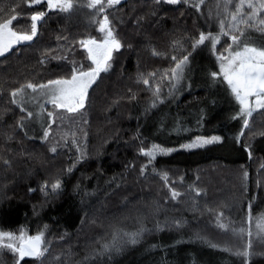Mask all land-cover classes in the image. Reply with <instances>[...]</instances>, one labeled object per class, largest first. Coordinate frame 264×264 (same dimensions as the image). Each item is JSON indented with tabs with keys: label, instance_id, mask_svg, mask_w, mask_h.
<instances>
[{
	"label": "trees",
	"instance_id": "obj_1",
	"mask_svg": "<svg viewBox=\"0 0 264 264\" xmlns=\"http://www.w3.org/2000/svg\"><path fill=\"white\" fill-rule=\"evenodd\" d=\"M87 2L74 0L77 7L71 15L49 13L32 42L0 57V90L4 93L0 95V161L6 158L12 162L11 168L0 162V231L16 232L23 227L34 235L48 225L50 251L62 254L64 264H243L244 258L235 252L244 249L250 229L255 253L251 264H264V240L253 225L264 215V136L256 135L247 142L241 137L252 145L251 158L235 141L229 153L208 152L215 146L183 151L171 147L176 150L158 156L151 164L139 152L141 147L158 144L144 128L143 114L153 95L148 86L138 82L140 76L157 72L150 83L152 88L159 83L165 96L170 85L161 75L173 66L170 56L181 55L180 49L172 52L171 42L198 37L200 31L208 30L190 4L157 6L153 0H126L106 9L120 38L133 48L114 53L113 67L101 73L89 90L82 115L63 113L65 126L71 124L87 132L88 158L71 174L66 169L76 159L74 146L71 150L61 146L52 154L49 147L54 139L45 142L16 128L26 113L11 103L13 89L27 82L45 83L69 76L72 60L90 63L78 42L88 36L100 37L96 21L102 16L87 8ZM236 3L238 0H233L230 11H235ZM17 4L22 13L17 22L28 29L30 10L23 0H0V16L10 15ZM226 42L230 43L227 37H221L217 48L222 51ZM153 47L167 56L152 55ZM183 47L190 51V42ZM46 55L49 59L42 65L40 60ZM60 55L68 59L60 60ZM210 70L218 71L217 65ZM208 94L204 85L192 87L177 97V106L203 102ZM45 106L48 111H62L54 110L51 104ZM59 125L57 117L52 125L54 138L62 131ZM241 127L234 129L233 140ZM8 136L13 138L8 140ZM80 138L83 145L82 132ZM145 165L142 175L140 169ZM57 179L62 181L63 190L46 197L40 185ZM29 187L37 190L29 192ZM170 187L180 193L175 200ZM220 212L225 229L217 223ZM141 229L144 231L136 244H125L119 253L102 254V245L110 243L115 233ZM0 264H14L6 249H0ZM45 264L49 262L45 260Z\"/></svg>",
	"mask_w": 264,
	"mask_h": 264
},
{
	"label": "snow or ice",
	"instance_id": "obj_2",
	"mask_svg": "<svg viewBox=\"0 0 264 264\" xmlns=\"http://www.w3.org/2000/svg\"><path fill=\"white\" fill-rule=\"evenodd\" d=\"M157 6L178 5L181 3L190 4L197 12H200L201 5L205 0H153ZM23 3L30 10L29 20L30 28L17 29L14 26V21L21 18L20 12L21 5L17 4L11 8V14L5 17H0V57L5 56L11 52L16 46L32 42L39 34L40 27L47 22L49 13L55 12L66 13L71 15L77 4L74 0H23ZM121 4V0H88L87 8L94 9L97 15L102 16L98 19L97 31L101 34L99 38L88 36L85 39L79 40V45L86 52V61L90 63L72 60L70 61L72 67L69 76H60L55 79H48L45 83L27 82L21 84L19 87L13 89L10 93L11 103L16 105L21 115L16 123V128L28 135L29 123L46 113L47 123L42 125L43 133L41 139L49 142L54 139L50 144L49 151L52 154L58 153V148L75 147L76 159L66 169V172L71 174L78 164L83 163L88 158L87 152V132L80 128H73L71 124L65 126L63 124V113L82 115L83 109L89 102V90L96 84L101 73H108L113 67L115 62L114 53H119L121 49H132L133 45L122 40L118 31L113 27V22L109 19L106 9L113 8ZM232 0H223L224 15L228 18L227 23L224 19L219 21V31H200L198 37H186L171 42L172 52L180 49L181 55H171L170 59L173 66L166 70L161 79L167 78L169 87V94L179 91V86L186 78V72L190 71L193 53H195L201 46H208L215 56L216 63L218 64V71L213 70L209 72V76L213 83H222L226 85V91L234 98L239 106V110L233 119H241V131L234 137L235 144L241 145L249 158L252 157L251 143H245L241 137L245 135L244 129L252 130L250 119L253 114L259 110H264V0H238L235 5V11L229 10V5ZM39 6V8H37ZM220 5H217L219 9ZM46 9V10H41ZM247 9V11H246ZM0 11H3L0 9ZM152 15H156L153 11ZM209 17L211 12H209ZM142 19V18H141ZM140 20H137V24ZM255 31L260 33L258 39H254L251 32ZM221 37H227L230 43L223 46V50H219L217 45L221 43ZM61 39V37H58ZM63 39H67L66 37ZM190 42L189 51L183 47L184 43ZM207 42V45H206ZM70 51V50H69ZM152 55L154 56H167L166 53L158 51L155 47L152 48ZM60 60H67V55H60ZM49 59L47 55L40 60V63L45 64ZM51 59H57L52 56ZM157 72L148 73L145 77L141 75L138 82H142L152 90L153 99L150 107L155 108L157 101L164 103L161 99L162 89L160 84L157 83L154 88L150 81L155 80ZM27 90H31L29 93ZM131 92V89H129ZM39 94L44 98V104H39L40 112L35 113L29 111L25 106L27 98L31 95L32 100H37L35 94ZM135 99V97H131ZM51 104L54 110L62 111H48L46 106ZM264 114V113H261ZM57 117H60L59 127L62 129L58 138H54L52 125L57 123ZM71 120L72 117H69ZM203 119V117H201ZM82 124H87V120H81ZM199 123V121H198ZM66 130H63L65 129ZM83 133V145L81 144L80 133ZM257 133H253L256 135ZM264 136V132L258 133ZM13 137L8 136L7 139L11 140ZM137 138H139L137 136ZM224 138L220 135L204 136L198 135L193 140L186 144L180 145L185 150L201 149L211 145L223 144ZM143 143V142H142ZM176 149L163 147L160 144H153L151 148L141 147L139 152L142 156L148 158V163L151 164L157 159L158 156L171 154ZM2 165L5 168H11L12 162L9 159L3 158ZM264 167V165H262ZM147 165L142 166L140 169L143 175L146 171ZM153 171H156L153 168ZM244 177L247 179L248 173L244 172ZM165 182L168 180V175L163 174ZM79 188V185H77ZM37 189L29 187V192H34ZM39 190L47 197L49 195H58L63 190V183L60 179L49 184L45 181L40 185ZM171 199L175 200L180 193L174 188L170 187ZM85 195L89 193L85 192ZM200 190H196V195L199 196ZM212 210L209 209V212ZM223 218V212L217 214L218 226L225 229L227 226L220 222ZM248 221H252V202L248 203ZM179 224V221H177ZM257 236L264 240V215L256 220ZM48 225H44L41 230L36 234H29L25 228H20L14 231H0V249H6L13 257L14 264H45V260L49 264H64L62 254L55 255L50 251V242L46 239ZM143 229L135 232H117L113 235L110 243L102 245V254H111L113 252L119 253L125 244H136L143 234ZM235 231V230H234ZM245 230L239 229L240 233ZM248 241L243 250H237L235 255L244 258L243 264H251L252 256L255 254L253 251L252 232L248 231ZM216 247V245H212ZM228 251L229 249H223ZM25 258H29L26 260Z\"/></svg>",
	"mask_w": 264,
	"mask_h": 264
},
{
	"label": "rangeland",
	"instance_id": "obj_3",
	"mask_svg": "<svg viewBox=\"0 0 264 264\" xmlns=\"http://www.w3.org/2000/svg\"><path fill=\"white\" fill-rule=\"evenodd\" d=\"M125 1L126 0H121V3ZM192 3H195V0H192ZM218 4L220 5L219 9L217 8ZM209 12H211L210 17L208 15ZM198 14L201 15L205 23V28L208 29L206 31L212 29L211 31H213V33L219 31V21L221 19H224L226 23L228 19L224 15L223 0H205ZM26 25H29L30 28L29 19ZM14 26L17 29H23L17 21H14ZM251 35L254 39L260 37V33L255 31H252ZM19 46L20 45H18V47ZM13 50H16V47ZM213 64H216L218 68L215 56L212 55L210 47L201 46V48L193 54L190 71L186 72V78L179 86L180 90L170 95L169 86L166 92L167 94L164 93V95H166L161 96L164 103H159V101H157V106L155 108L150 107L152 99L147 102L145 113L143 114L144 128H146L149 135H151L153 141L163 147H178L177 150L183 151L185 149L181 148L180 145L190 142L198 135H220L224 138L223 144L211 145L210 147L215 146V148L213 147L208 150V152L216 154L229 153V151H231V146L234 145L233 131L237 129L239 125L241 126L242 120L239 118H232L238 112L239 106L230 93L226 91V85L219 82H212L209 72L213 71L210 70ZM199 85H204L209 90L207 98L203 102L178 107L177 97L186 90ZM27 91L29 93L31 92V90ZM2 94L4 95L0 90V95ZM35 95L37 96V100H32L30 95L27 98L25 106L29 111L39 113L40 108L38 105L44 104V98L40 97L38 93ZM261 113H264V110L255 112L253 118L250 119V124L252 126L251 131L244 129L245 142L259 135V132H264V114ZM201 117H203V119H201ZM46 123V113H44L42 117L34 119L29 123V129L32 133L36 134L34 137L41 138L43 133L42 125ZM35 126L39 128L35 129ZM253 133L257 134L253 135ZM168 141L172 142V145H170ZM253 225L256 228V222Z\"/></svg>",
	"mask_w": 264,
	"mask_h": 264
},
{
	"label": "crops",
	"instance_id": "obj_4",
	"mask_svg": "<svg viewBox=\"0 0 264 264\" xmlns=\"http://www.w3.org/2000/svg\"><path fill=\"white\" fill-rule=\"evenodd\" d=\"M36 128H39V127L38 126H35V129ZM28 135L29 136H32V137L35 136V134H33L29 128H28Z\"/></svg>",
	"mask_w": 264,
	"mask_h": 264
}]
</instances>
